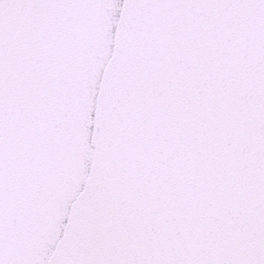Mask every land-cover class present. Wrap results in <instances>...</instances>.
I'll use <instances>...</instances> for the list:
<instances>
[{"label":"water","instance_id":"water-1","mask_svg":"<svg viewBox=\"0 0 264 264\" xmlns=\"http://www.w3.org/2000/svg\"><path fill=\"white\" fill-rule=\"evenodd\" d=\"M0 264H264V0H0Z\"/></svg>","mask_w":264,"mask_h":264}]
</instances>
